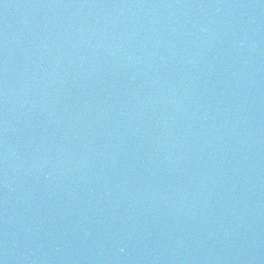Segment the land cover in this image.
<instances>
[{
	"label": "water",
	"instance_id": "obj_1",
	"mask_svg": "<svg viewBox=\"0 0 264 264\" xmlns=\"http://www.w3.org/2000/svg\"><path fill=\"white\" fill-rule=\"evenodd\" d=\"M264 193V0H0V264H180Z\"/></svg>",
	"mask_w": 264,
	"mask_h": 264
}]
</instances>
